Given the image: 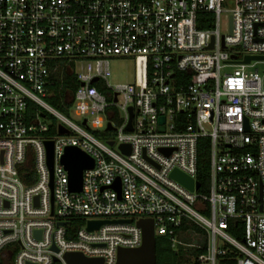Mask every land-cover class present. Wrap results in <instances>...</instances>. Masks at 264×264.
<instances>
[{"label":"built area","instance_id":"built-area-1","mask_svg":"<svg viewBox=\"0 0 264 264\" xmlns=\"http://www.w3.org/2000/svg\"><path fill=\"white\" fill-rule=\"evenodd\" d=\"M247 57H264V0H0V264H117L141 247V220L174 251H200L196 264H264V61ZM118 61L133 82L110 84ZM68 76L75 120L48 102ZM202 140L208 187L191 192L170 175L200 183ZM69 148L94 162L81 192Z\"/></svg>","mask_w":264,"mask_h":264},{"label":"water","instance_id":"water-1","mask_svg":"<svg viewBox=\"0 0 264 264\" xmlns=\"http://www.w3.org/2000/svg\"><path fill=\"white\" fill-rule=\"evenodd\" d=\"M212 47V46H211ZM252 60L264 61V57H247L244 61L249 64ZM97 79L94 81L96 82ZM132 111V110H131ZM165 119L162 118L160 123L163 124ZM86 124V122H84ZM108 129H111L109 125ZM127 130H131V124ZM59 132L61 134L67 133V131L60 127ZM161 132H164V129H161ZM110 146H113L114 143H109ZM46 149L48 153V166L51 173V187L53 188V168H54V144L53 142L46 143ZM120 150L125 154L129 155V147L121 146ZM63 165L66 167L69 172L70 178V189L73 192H81L83 184V172L87 169L94 168V162L91 158L85 155L80 150L69 148L66 151L62 159ZM170 177L190 190L194 192L196 189H199L200 183H196L193 179L189 178L182 172L174 170ZM115 190L120 191V184L114 186ZM53 203V198H52ZM130 223V221H115L111 223ZM110 223L108 221L103 222H90L88 225V230L93 231L98 229L101 225ZM61 225V224H60ZM138 227L142 230V245L136 249H119L117 253V264H157L156 256V236L154 230L153 220H141L137 223ZM40 235L38 234V237ZM56 260V259H55ZM64 260L67 264H104L103 259H89L84 257L79 253H67L64 255Z\"/></svg>","mask_w":264,"mask_h":264},{"label":"trees","instance_id":"trees-1","mask_svg":"<svg viewBox=\"0 0 264 264\" xmlns=\"http://www.w3.org/2000/svg\"><path fill=\"white\" fill-rule=\"evenodd\" d=\"M78 84L76 81L71 78L70 76L65 77L64 83L60 84L57 83L53 88L54 97H52L48 102L51 106L56 108L57 110H64L65 106V99L66 96L74 94L75 90L77 89ZM209 156H210V148L208 146L207 140H202L200 143V161H199V173H198V180L200 181V184L202 186V191H204L208 187V176H209ZM237 226H234L232 234L236 236L237 239L242 240V236H239L237 233ZM195 231H199L196 227H193ZM162 239L159 241L156 239V256H157V264H159V257L163 253L162 243L166 240V242L169 244L170 241L166 237H161ZM171 244V243H170ZM200 251H195V253L199 254ZM184 252H176L171 248V245H169L168 249V257L174 261L175 264L176 261L181 258H183ZM232 255H228V257H231ZM222 264H232L231 260L225 259L222 261Z\"/></svg>","mask_w":264,"mask_h":264},{"label":"rangeland","instance_id":"rangeland-1","mask_svg":"<svg viewBox=\"0 0 264 264\" xmlns=\"http://www.w3.org/2000/svg\"><path fill=\"white\" fill-rule=\"evenodd\" d=\"M258 68L261 71H264V64L258 65ZM135 79V66L134 63L131 61L125 62V61H118L113 64L112 66V77L110 78V84L112 86H116L119 84H125V83H131ZM62 114L65 116L75 120L77 119L74 112H71V117L69 116V113L66 110H59ZM123 120V114L120 113L118 121ZM94 135L101 140L102 142H106L107 137L103 135V130H98ZM112 136V135H110ZM233 238L236 239V236L231 235ZM183 242L188 245H196V244H202L204 243V238L203 239H198L196 236L191 235V233H188L185 237L182 236ZM157 240H161V236L156 237ZM167 239V238H166ZM162 248H163V253L159 257V264H172L174 263L173 260H171L168 257V249L169 245L165 241L162 243ZM187 251L182 255L183 258L179 259L176 261L175 264H196L195 259L197 257V253H195V250L193 248H186Z\"/></svg>","mask_w":264,"mask_h":264}]
</instances>
